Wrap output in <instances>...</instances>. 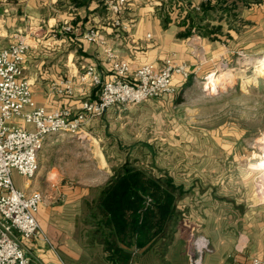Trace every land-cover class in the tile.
<instances>
[{"label":"crops","instance_id":"1","mask_svg":"<svg viewBox=\"0 0 264 264\" xmlns=\"http://www.w3.org/2000/svg\"><path fill=\"white\" fill-rule=\"evenodd\" d=\"M82 1L84 5L79 4L81 0H0V49L13 44L16 36L26 39L30 49L23 75L32 84L37 106L48 112L69 108L75 112L83 100H99L100 88L88 86L81 92L79 76L82 65L90 64L103 81L111 80L113 62L107 51L118 61L128 62L132 72L171 59L186 65L191 76L230 53L264 50V0H224L218 8L200 12L192 7L196 0H127L121 15L126 31L114 26L115 16L104 7L106 0ZM65 20L71 21L73 34L62 31ZM197 24L220 27V38L203 36ZM190 28L191 35L186 36ZM91 29L99 30L102 44L84 37ZM69 77L78 83L77 96L53 95L52 85ZM188 79L175 76L177 89ZM175 95L156 100L172 104ZM175 182L188 194L194 191ZM104 186L93 199L86 197L88 189L77 187L64 192L67 201L40 208L37 218L50 243L21 239L30 264H112L104 247L90 241L91 228L85 223L89 204ZM29 187L25 183L18 188ZM202 195V201L186 195L178 201L180 221L164 252L158 244L145 255L135 256L132 264H254V260L264 264V204L242 206L229 201L227 206L216 194ZM190 228L197 233L187 239ZM205 245L209 251L200 253Z\"/></svg>","mask_w":264,"mask_h":264},{"label":"rangeland","instance_id":"2","mask_svg":"<svg viewBox=\"0 0 264 264\" xmlns=\"http://www.w3.org/2000/svg\"><path fill=\"white\" fill-rule=\"evenodd\" d=\"M225 69L234 70L235 79L209 89ZM263 70L264 50L230 53L191 75L172 104L113 106L87 124L81 138L51 136L28 191H41L47 207L67 201L64 192L77 187L93 199L128 161L155 176H174L194 188L186 196L197 202L207 193L227 206L264 204ZM14 181L17 187L26 183L17 174ZM196 233L190 228L186 238Z\"/></svg>","mask_w":264,"mask_h":264},{"label":"built area","instance_id":"3","mask_svg":"<svg viewBox=\"0 0 264 264\" xmlns=\"http://www.w3.org/2000/svg\"><path fill=\"white\" fill-rule=\"evenodd\" d=\"M6 2V0H4ZM192 7L201 11V5L217 0H196ZM127 0H106L104 6L115 16L114 26L126 31L121 15ZM70 20H65L62 31L73 34ZM84 37L102 44L99 30H88ZM29 43L21 36L15 37L10 46L0 49V264H30L27 250L21 239H42L50 243L42 230L37 215L45 203V195L38 190L19 189L14 175L31 183L40 168L39 155L47 140L55 135L83 137L87 124L117 105L140 104L166 95L177 94L175 76L190 77L186 65H176L166 59L161 64H149L132 72L128 62H120L111 51L107 55L112 63L113 78L103 81L95 66L81 67L79 85L72 78H64L51 87V93L62 98L77 96L78 85L82 90L88 86L100 88L97 101L83 100L73 112L65 110L46 111L38 107L33 96L32 84L23 75ZM132 75V76H131ZM132 77V78H131ZM209 251L205 245L200 253ZM200 258V256L198 257ZM195 262H198L197 258ZM254 264H261L254 260Z\"/></svg>","mask_w":264,"mask_h":264},{"label":"trees","instance_id":"4","mask_svg":"<svg viewBox=\"0 0 264 264\" xmlns=\"http://www.w3.org/2000/svg\"><path fill=\"white\" fill-rule=\"evenodd\" d=\"M223 3L217 0L212 6L207 2L201 9L214 10ZM191 28L186 36L191 35ZM220 31V27L197 24V32L212 40L220 38ZM186 194L168 174L155 176L126 161L114 169L98 199L88 206L85 223L91 228L90 241L104 247L112 264H132L135 256L145 255L158 244L164 252L180 221L177 203Z\"/></svg>","mask_w":264,"mask_h":264},{"label":"bare ground","instance_id":"5","mask_svg":"<svg viewBox=\"0 0 264 264\" xmlns=\"http://www.w3.org/2000/svg\"><path fill=\"white\" fill-rule=\"evenodd\" d=\"M262 74L264 75V70L262 71ZM236 77V74L234 73V70H229V69H225L221 72V74H219L218 77L211 79V81L209 82V89H216L217 86H219L220 84H222V80H227V81H232L234 80ZM250 79H247V83L249 82ZM224 84V83H223Z\"/></svg>","mask_w":264,"mask_h":264}]
</instances>
